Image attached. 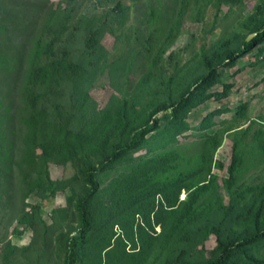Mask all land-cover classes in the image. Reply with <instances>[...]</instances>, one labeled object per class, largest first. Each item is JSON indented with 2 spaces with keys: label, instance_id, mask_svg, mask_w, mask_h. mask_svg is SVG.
<instances>
[{
  "label": "rangeland",
  "instance_id": "rangeland-1",
  "mask_svg": "<svg viewBox=\"0 0 264 264\" xmlns=\"http://www.w3.org/2000/svg\"><path fill=\"white\" fill-rule=\"evenodd\" d=\"M259 2L191 0L183 13L184 0H0V264H64L67 238L81 226L78 201L88 188L85 163L62 164L59 157L46 161L43 185L34 187L37 173L23 155L25 118L43 113L36 140L42 156L43 142L76 132L97 134L122 102L150 110L177 96L191 75H199L204 54L225 42L237 49L249 39L245 20ZM92 35L96 45L89 46ZM38 45H52L54 55ZM64 52L70 53L74 68L61 74L59 84L40 88L39 101L29 108L24 85L32 62L59 59ZM219 73L221 81L210 89L213 96L189 113L188 129L173 145L183 153L184 171L194 174L193 180L204 170L200 179L209 187L200 202L218 221L225 219L223 211L232 201L222 179L229 177L236 146L244 159L238 185H264V140L259 138L264 139V43L249 54H237ZM225 85H230L227 94L218 95ZM167 113L157 115L162 126ZM121 141L115 138L112 145ZM150 154L144 148L129 157ZM130 167L127 161L97 174L99 188L86 200L93 220L87 256L78 264L123 263L118 252L105 262V251L95 249L93 238L106 226L117 236L125 234L115 224L111 187ZM133 221L135 227L142 218L136 215ZM149 231L157 235L161 228L156 234ZM137 243L136 233L125 242L126 251L139 250ZM190 243L186 236L158 239L145 264H176V255L192 250Z\"/></svg>",
  "mask_w": 264,
  "mask_h": 264
},
{
  "label": "trees",
  "instance_id": "trees-1",
  "mask_svg": "<svg viewBox=\"0 0 264 264\" xmlns=\"http://www.w3.org/2000/svg\"><path fill=\"white\" fill-rule=\"evenodd\" d=\"M190 5L191 0H184V10L181 12L184 13ZM245 21L251 37L243 40L237 49L225 42L212 53L204 54L199 75H191L177 96L159 101L150 110L138 109L133 104L122 102L95 135L76 132L43 142L40 145V156L36 140L44 119L43 113L25 118L27 132L23 155L25 162L37 173L34 187L43 185L42 169L46 161L54 157H59L62 164L70 161L82 166L85 163L83 174L88 188L86 197L78 201L81 226L67 238L64 264H78L86 259L89 231L93 225L86 200L93 197L99 188L97 174L127 161L131 162L130 172L118 178L111 187V196L116 204V212L113 213L115 224L122 226L125 234L117 236L112 228L106 226L101 234L97 233L93 238L95 249L100 253L105 251V262L118 252V260H122V264H145L157 249L158 239L171 242L186 236L191 240L188 248L192 250L185 249L176 255V264H264V254L261 253L264 248V185L259 188L238 185L244 160L239 147L236 146L232 153L229 177L222 179L232 201L223 211L225 219L218 221L208 215L210 211L206 204L200 202L209 187L206 179H200L204 170L196 174L193 180L194 174H186L184 171L181 159L183 153L173 146L188 129L186 119L189 113L213 96L210 89L221 81L219 68L223 64H230L237 54H249L264 43V0H260ZM88 45H96L93 35L89 36ZM38 49L54 55L52 45H38ZM64 55L59 59L51 58L45 63L32 62L24 85V96L29 108L35 107L39 101L41 95L37 91L40 88L52 83L59 84L61 74L74 68L73 63L67 59L70 53L64 52ZM229 87L225 85L224 93L218 95H226ZM160 112H168L164 126L157 117ZM208 126L204 125L205 128ZM126 133L128 139L124 141ZM261 133L264 134V130ZM115 138L122 140L121 143L112 145ZM2 148L0 125V173L3 171ZM144 148H149L150 156L130 159L133 152ZM93 156L98 158L97 161ZM183 192L187 193L184 198ZM136 215L141 216L142 222L134 227L133 218ZM158 226L161 232L151 235L149 230L156 234ZM136 233L140 249L127 252L125 242L132 240ZM200 244L202 248H199Z\"/></svg>",
  "mask_w": 264,
  "mask_h": 264
}]
</instances>
